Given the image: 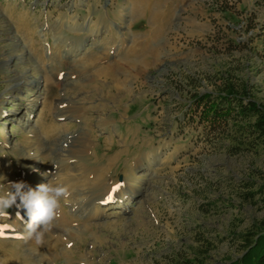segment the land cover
<instances>
[{
  "label": "rangeland",
  "instance_id": "1",
  "mask_svg": "<svg viewBox=\"0 0 264 264\" xmlns=\"http://www.w3.org/2000/svg\"><path fill=\"white\" fill-rule=\"evenodd\" d=\"M229 77L264 101V0H0V185L71 192L43 246L9 208L0 262L238 257L264 215L238 195L264 149L231 154L190 105Z\"/></svg>",
  "mask_w": 264,
  "mask_h": 264
},
{
  "label": "trees",
  "instance_id": "2",
  "mask_svg": "<svg viewBox=\"0 0 264 264\" xmlns=\"http://www.w3.org/2000/svg\"><path fill=\"white\" fill-rule=\"evenodd\" d=\"M191 98L190 105L197 110L205 133L217 132L229 138L231 154L256 155L264 149V101L246 80L229 77L217 91H195ZM240 186L239 197L264 210V166L252 168ZM237 237L241 254L224 264H264V215Z\"/></svg>",
  "mask_w": 264,
  "mask_h": 264
},
{
  "label": "clouds",
  "instance_id": "3",
  "mask_svg": "<svg viewBox=\"0 0 264 264\" xmlns=\"http://www.w3.org/2000/svg\"><path fill=\"white\" fill-rule=\"evenodd\" d=\"M70 196L71 192L66 185L52 180L36 187L27 186L23 181L8 182L7 187L0 185V219L8 216V209L13 205L25 209L29 219L23 239L34 242L36 246H43L46 234L62 214L61 201L67 202Z\"/></svg>",
  "mask_w": 264,
  "mask_h": 264
},
{
  "label": "bare ground",
  "instance_id": "4",
  "mask_svg": "<svg viewBox=\"0 0 264 264\" xmlns=\"http://www.w3.org/2000/svg\"><path fill=\"white\" fill-rule=\"evenodd\" d=\"M114 161H115V160H114ZM107 162H108V161H107ZM110 164H112L111 161H110ZM110 164H109V165H110ZM108 167H109V166H108ZM111 168H112V167H111ZM107 171H108V170H107ZM109 172H110V171H109ZM106 173H107V172H106ZM109 192H110V191H109ZM111 195H112V194H111ZM13 216H14V215H13ZM15 216H16V215H15ZM24 216H25V214L22 215V217H24ZM14 218H15V217H14ZM16 219H17V218H16ZM16 219H15V220L11 219V220H13V221H11V222L9 223V225H12V226H15V225H16V226H18V225H19V220H16ZM0 221H1V220H0ZM6 230H8V229H6ZM1 232H3V230H1ZM13 232H14V231H13ZM5 233L8 234V233H12V232H11V230H8V232H5ZM19 234H20V233H19ZM4 235H5L4 232H3V235H0V243H3V241L5 240V238H7V237H4ZM12 235H13V234H12ZM5 236H6V235H5ZM52 236H53V235H52ZM0 245H1V244H0ZM3 254H4V253H3ZM7 255H8V254H7ZM4 256H5V254H4ZM4 256H3V257H4ZM11 257H12V256H11ZM8 258H9V257H8ZM4 261H5V260H4ZM6 262H7V261H6ZM3 263H4V262H3ZM3 263H2V264H3Z\"/></svg>",
  "mask_w": 264,
  "mask_h": 264
},
{
  "label": "snow or ice",
  "instance_id": "5",
  "mask_svg": "<svg viewBox=\"0 0 264 264\" xmlns=\"http://www.w3.org/2000/svg\"><path fill=\"white\" fill-rule=\"evenodd\" d=\"M117 187H119V186H117ZM111 198H112V197L110 196L109 199H111ZM0 235H3V232H0Z\"/></svg>",
  "mask_w": 264,
  "mask_h": 264
}]
</instances>
